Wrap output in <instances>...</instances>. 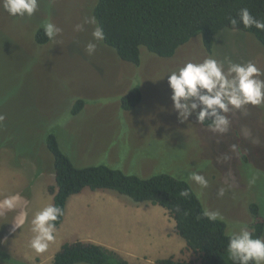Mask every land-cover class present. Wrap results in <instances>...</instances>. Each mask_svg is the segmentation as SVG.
I'll list each match as a JSON object with an SVG mask.
<instances>
[{
	"label": "rangeland",
	"instance_id": "1",
	"mask_svg": "<svg viewBox=\"0 0 264 264\" xmlns=\"http://www.w3.org/2000/svg\"><path fill=\"white\" fill-rule=\"evenodd\" d=\"M97 1L40 0L35 15L24 19L10 16L0 6V116L4 117L0 121V201L20 196L14 209L0 208V264H12L11 258L50 264L65 243L89 240L123 246V250L139 246L143 252L148 247L149 255H134V264L169 257L199 264L166 209L111 190L86 188L73 196L48 250L38 254L30 247L35 235L32 218L53 205L50 188L56 182L46 141L49 134L56 135L62 151L78 167L106 165L141 178L163 173L176 179L182 176L180 180L191 185L206 211L219 213L227 234L244 225L252 230L256 222L264 221V105L232 109L227 114L229 130L215 132L197 120L203 105L181 121L167 80L185 63L208 57L252 61L264 73V47L251 34L226 29L216 37L211 54L199 36L173 58L142 49L138 66L121 60L104 42L89 56L85 46L92 40L94 26L85 25L81 32L75 26L94 16ZM49 20L62 33L40 45L36 32ZM134 87L140 88L142 102L125 111L122 96ZM80 99L86 102L84 110L73 116ZM193 171L208 179L207 188L187 180ZM110 193L141 210L126 211L100 198ZM255 203L261 219L250 210ZM20 217L23 225L13 230ZM119 229H127L122 238Z\"/></svg>",
	"mask_w": 264,
	"mask_h": 264
},
{
	"label": "trees",
	"instance_id": "2",
	"mask_svg": "<svg viewBox=\"0 0 264 264\" xmlns=\"http://www.w3.org/2000/svg\"><path fill=\"white\" fill-rule=\"evenodd\" d=\"M247 8L259 20H264V0H98L94 16L103 28L106 46L130 64L139 65L142 49L160 58H173L179 48L196 37H201L205 50L211 54L216 37L226 29L237 30L254 36L264 47V31L246 28L242 23L233 27V18ZM38 44L49 41L43 28L35 35ZM142 102L139 87L131 88L121 99V107L132 111ZM86 105L82 99L74 104L73 116L79 115ZM223 114V113H222ZM210 121L202 125L209 127ZM54 161L56 186L50 188L53 205L60 206L64 215L57 221V228L64 221L69 199L86 188L92 191L112 190L137 203L149 202L167 210L176 223L179 236L186 246L198 255L199 264H235L227 253L226 224L211 220L203 203L186 181L169 174L147 178L129 175L106 165L76 166L62 151L55 134L46 137ZM187 191V196L181 193ZM255 218L261 219L258 204L250 208ZM254 238L264 236V221L253 227ZM12 264H26L11 258ZM50 264H131L117 252L91 242L65 243ZM153 264H195L175 257L158 259Z\"/></svg>",
	"mask_w": 264,
	"mask_h": 264
},
{
	"label": "clouds",
	"instance_id": "3",
	"mask_svg": "<svg viewBox=\"0 0 264 264\" xmlns=\"http://www.w3.org/2000/svg\"><path fill=\"white\" fill-rule=\"evenodd\" d=\"M40 0H0V6L14 18H31L39 10ZM239 21L233 18L230 22L233 27L242 23L246 28L255 27L264 31V20L256 19L247 8L238 13ZM85 25H91L92 40L85 46L87 55L92 56L97 51L99 43L105 40L102 27L94 16H88L83 23L75 26V31L85 30ZM45 35L49 40H55L62 33V29L55 23L46 21L42 24ZM264 73L252 61L236 63L229 58L224 61L208 57L202 62L189 61L176 71L167 75L174 108L179 112L181 121L189 117L200 108L197 120L200 124L210 121L209 127L219 133H226L230 127L228 113L232 109H242L245 106L264 105ZM199 101V104L194 102ZM223 113V114H222ZM4 117L0 116V121ZM236 151L237 146L232 145ZM178 179H184L182 176ZM187 180L194 182L201 188L208 187V179L198 171L188 174ZM187 196L188 192L181 193ZM219 195H224L221 189ZM19 195L6 196L0 201V208L9 210L16 207ZM64 215L60 206L48 205L38 211L31 220V231L35 234L30 241V247L38 254L45 253L50 244L56 240L57 221ZM205 215L216 220L219 213L207 212ZM24 223L20 217L13 230L20 228ZM227 253L235 264H264V238L253 236V230L247 225L241 226L238 231L228 234Z\"/></svg>",
	"mask_w": 264,
	"mask_h": 264
},
{
	"label": "crops",
	"instance_id": "4",
	"mask_svg": "<svg viewBox=\"0 0 264 264\" xmlns=\"http://www.w3.org/2000/svg\"><path fill=\"white\" fill-rule=\"evenodd\" d=\"M100 191V190H99ZM104 191V190H103ZM112 191V190H111ZM113 192H116V191H113ZM118 193V192H117ZM80 194H82V193H80ZM79 195V194H78ZM73 197V196H72ZM71 197V198H72ZM71 198L69 199V203H68V205H67V207L69 206V204H70V206H71ZM102 200H105V201H108V202H115L117 205H120L123 209H125L126 211L127 210H129V211H135V210H141V206H135V205H133L132 203H124V202H122L121 200H119L117 197H116V195H115V193H110V194H108V195H106L105 197H100ZM91 201V200H90ZM78 202V205L81 203V201L80 200H78L77 201ZM84 203H88V202H84ZM77 205V206H78ZM147 208H148V206H147ZM166 212V211H165ZM120 227H122V226H120ZM125 231H127V229H119L118 230V232L120 233L119 234V236H120V238H122L121 237V233H123V232H125ZM129 236V235H128ZM128 236H126V237H128ZM87 242H91V243H94V244H98L96 241H93V240H89V241H87ZM121 243V241H119V242H116V245H118V244H120ZM131 244H133L134 245V243H131ZM99 245V244H98ZM101 246H104V247H106V248H109V249H111V250H113V251H115V252H117L120 256H122L125 260H127V261H129L131 264H134V262H132V258H133V256L134 255H143V256H146V255H149L148 254V247L143 251V252H140V250H139V246H137L136 248L138 249V250H136L134 247H133V250H128V249H130V248H127V249H124L123 250V246H119V247H116L115 245H101ZM131 257V258H130ZM155 262V261H154ZM153 262V263H154ZM153 263H150L149 262V264H153Z\"/></svg>",
	"mask_w": 264,
	"mask_h": 264
}]
</instances>
